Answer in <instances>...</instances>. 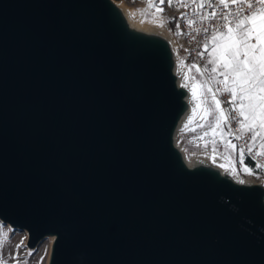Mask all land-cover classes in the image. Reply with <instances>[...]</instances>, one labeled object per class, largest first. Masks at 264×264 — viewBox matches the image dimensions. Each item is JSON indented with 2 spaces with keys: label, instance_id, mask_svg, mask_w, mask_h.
Returning a JSON list of instances; mask_svg holds the SVG:
<instances>
[{
  "label": "water",
  "instance_id": "1",
  "mask_svg": "<svg viewBox=\"0 0 264 264\" xmlns=\"http://www.w3.org/2000/svg\"><path fill=\"white\" fill-rule=\"evenodd\" d=\"M182 97L109 0H0V221L48 264H264L263 188L181 167Z\"/></svg>",
  "mask_w": 264,
  "mask_h": 264
},
{
  "label": "snow or ice",
  "instance_id": "2",
  "mask_svg": "<svg viewBox=\"0 0 264 264\" xmlns=\"http://www.w3.org/2000/svg\"><path fill=\"white\" fill-rule=\"evenodd\" d=\"M174 2L180 7L188 6V0H167L169 6ZM190 2L196 5L194 12L201 21L214 23L202 29L206 37L202 42L204 51H196L197 57L201 60L206 59V63L203 67L195 62L187 65L189 71L195 69L199 76H205L206 79H199L197 75L191 76L193 83L190 92L195 106L191 108V114L180 131L195 132L197 128H207V131L194 139L203 140L204 147L211 144L213 155L209 159L215 163L216 155L219 154L226 161L219 165L225 172L238 174L236 168L238 163L240 172L252 175L254 169L245 164V155H251L253 159L264 157V0H190ZM164 3L165 0H159V4ZM147 4L149 8L155 7L157 12L164 11L154 4V0H147ZM230 5L237 7L233 11ZM205 7L211 11L201 12L200 9ZM220 7L223 11H217ZM181 16L183 18V14ZM194 23L192 19L186 20L189 27ZM180 27V23H177L175 33L177 36L183 34ZM194 31L198 33L201 29ZM210 45L211 50L207 51ZM183 64L184 60H180L179 65ZM188 79L189 76L185 74L184 80ZM181 87H188V84L184 83ZM225 95L228 99L220 98ZM197 116L201 122L192 127ZM233 122L236 124L235 129L231 127ZM245 133L251 135L244 145L238 146L230 139L233 137L235 140H243ZM209 136L211 139H204ZM219 145L223 146L224 153H218ZM257 145L259 150L253 152ZM237 150L239 160L234 161L233 153ZM255 167L264 170V164L257 163ZM239 182L243 183L242 180ZM6 239V234L0 232V247H3ZM20 246L17 245V248ZM0 264H6V261L0 258Z\"/></svg>",
  "mask_w": 264,
  "mask_h": 264
},
{
  "label": "rangeland",
  "instance_id": "3",
  "mask_svg": "<svg viewBox=\"0 0 264 264\" xmlns=\"http://www.w3.org/2000/svg\"><path fill=\"white\" fill-rule=\"evenodd\" d=\"M115 1H119L120 3H123L124 6H127V8L130 10L131 14H135L136 18L139 19V21H141L142 23H150L152 25L158 26L160 28H163L165 31H167L174 39L175 44H176V54L178 56V65H179V61L180 60H184V64L183 65H179L183 70H185L186 74H188L190 81L191 76L192 75H197L199 77V79H206L205 76H199V74H197L195 72V69H191V71H189V68L187 67V65H191L192 63H197L198 66L203 67L204 64L206 63V59L205 60H201L200 58H198L197 60L194 59H185V57L181 54V48L183 47V41L181 39L180 36H177L176 33V26L174 24V22L171 20L170 15H169V11L166 8L165 3L164 4H159V0H154V4L158 5L159 7L163 8L164 11L162 13L157 12L156 8H149L148 4H147V0H115ZM138 15H137V14ZM134 16V17H135ZM149 21V22H148ZM211 50V45L209 46V49L207 51ZM204 51V50H203ZM207 55V52H205V56ZM193 83V80L191 81V85ZM221 99H228L227 95L220 97ZM201 121L199 120V117H195L192 123V127H195V125L197 123H200ZM231 127L233 129L236 128V124L233 122V124L231 125ZM204 131H207V128L204 129H200L197 128L195 132H189L187 130H185L184 132L179 131L177 134V142L178 144H181V146H183L182 148L189 154V155H193L201 162H210L214 165H220L223 163H226V161L222 158L221 155L217 154L216 155V162L213 163V161L211 159H209L210 156L213 155L212 151H211V144L208 145V147H204V141L203 140H195V137H199L202 135V133ZM250 133H245L244 134V139L243 140H235L233 137H230V139H232V142L235 143L238 146L244 145L250 137ZM205 140H209L211 139V137H205ZM218 139V138H217ZM189 141H192L191 143ZM199 145V146H198ZM259 150V146L257 145V148L253 149V152ZM218 153H224V149L222 145L218 146ZM226 155V153H225ZM209 159V160H208ZM220 159V160H219ZM233 160L234 161H238L239 160V151L237 150L236 152L233 153ZM257 163H264V157H256L255 159L252 158L251 155H245V164L254 169V174L252 175H248L244 172H240L239 171V164H236V168H237V173L235 174L236 176H238L241 179L244 180H249V181H255V182H259L264 178V170L262 169H258L255 167V165ZM227 174H229L228 172H226ZM231 175V174H229ZM16 231H22L19 229H15ZM25 232V231H24ZM26 234V232H25ZM27 236V234H26ZM49 236L43 238L38 245L34 249L33 251H35V255L40 258L43 262V264L47 263L48 257L50 256L51 253V248H52V244L53 242H51V240L49 241Z\"/></svg>",
  "mask_w": 264,
  "mask_h": 264
},
{
  "label": "bare ground",
  "instance_id": "4",
  "mask_svg": "<svg viewBox=\"0 0 264 264\" xmlns=\"http://www.w3.org/2000/svg\"><path fill=\"white\" fill-rule=\"evenodd\" d=\"M109 1L114 9L115 20L120 24L126 35L137 37L138 39L141 40L159 43L163 45L167 51L175 85L183 93V97H182L183 110L177 119L172 134V144L179 157L181 167L191 171L194 170L209 171L215 176L216 180L218 181L226 180L236 187L246 188V187L254 186L256 184L255 181L241 179L235 174L229 175L224 171V169L210 162H201L194 156V154L189 155L182 148L183 146H181V144H178L177 134L180 131L181 127L183 126L184 122L186 121L187 117L191 114V108L195 106V101H192L191 99L190 88H191L192 80L191 81L190 79H188L187 81L184 80V76L186 72L177 63L178 56L175 50L176 48L175 41L173 37L163 28L152 25L150 24L151 22L142 23L141 21H139V19L136 18L135 14H134L135 17L133 16V14H131L130 12L131 9L129 10L127 6H124L125 4L123 5V3H120L119 1H115V0H109ZM184 83H187L188 87H181V85ZM241 180L243 181V183L239 182ZM262 185H264V183ZM48 236L50 238L49 241L51 240V242H53L55 236L54 235H48ZM49 258L50 256L48 257L46 264H48Z\"/></svg>",
  "mask_w": 264,
  "mask_h": 264
},
{
  "label": "built area",
  "instance_id": "5",
  "mask_svg": "<svg viewBox=\"0 0 264 264\" xmlns=\"http://www.w3.org/2000/svg\"><path fill=\"white\" fill-rule=\"evenodd\" d=\"M165 5L169 11L170 18L174 22L175 26L177 23H180L181 25L180 32L183 33L182 35H179L183 41L181 54L185 57V59L197 60L199 57H197L196 51L204 50L202 42L206 38L205 33L202 31V29L214 23V21H201L199 16L194 12L196 5L191 3L190 0H188L187 7H180L179 4L175 2L171 6H169L167 0H165ZM256 6L259 7V5ZM236 7H237L236 5H230V8L233 11L235 10ZM200 11L209 12L211 11V9L205 7L203 9H200ZM217 11H223V8L220 7L217 9ZM245 11H247L246 6H245ZM181 14H183V18ZM188 19H192L195 21L192 27H189L186 24V20ZM194 29H201V31L197 33L196 31H194ZM193 37H195V39H193ZM185 49H188V51H185ZM263 183H264V178L258 183L256 182V184L260 185L263 188V203H264V185H262Z\"/></svg>",
  "mask_w": 264,
  "mask_h": 264
},
{
  "label": "crops",
  "instance_id": "6",
  "mask_svg": "<svg viewBox=\"0 0 264 264\" xmlns=\"http://www.w3.org/2000/svg\"><path fill=\"white\" fill-rule=\"evenodd\" d=\"M0 232L7 236L3 247H0V258H3L6 264H43L42 260L35 255L34 249L27 246V236L24 231H16L0 221ZM22 241L23 244H21ZM17 245L21 246L17 248ZM29 252L31 255H28Z\"/></svg>",
  "mask_w": 264,
  "mask_h": 264
}]
</instances>
